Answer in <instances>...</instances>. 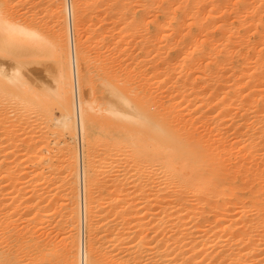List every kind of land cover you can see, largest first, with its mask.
<instances>
[{"label":"bare ground","instance_id":"1","mask_svg":"<svg viewBox=\"0 0 264 264\" xmlns=\"http://www.w3.org/2000/svg\"><path fill=\"white\" fill-rule=\"evenodd\" d=\"M43 1L32 2L41 8L46 7V2ZM25 2L0 0V53H5L6 58L12 62L10 67L6 64L7 59V62L2 59L0 61V264L80 262L77 254L79 209L76 210L74 206L68 213L64 210L66 199H71V204L74 198L78 200L79 197L77 176L79 158L82 155L79 156L78 147L65 141L61 150L66 156L60 163H55L44 151L49 146L47 129L43 128L32 113L39 101L41 103L44 100L51 108L59 110L57 122L73 134L76 127L79 131L82 128L80 106L83 104L88 128L95 129L96 111L100 107H96L84 91L86 72L83 68L86 56L81 51V41L80 45L78 43L76 54L78 41H75L73 18L78 22L77 25H80L79 19L85 17V12L90 9L93 11L91 7L98 8L101 3L107 6L106 15L108 13L109 17H117L114 21H119L122 17L168 19V22L156 24L158 28H154L158 30L150 35L151 40L146 43V52L155 53L153 58L147 60V69H159L164 62L162 53L171 49L177 54L168 60L164 69L167 78L161 83L164 84L167 79L171 83L176 79L170 86L178 92L176 97L182 96V99L191 104L201 103L197 108L208 106L209 110H214L218 107L225 113L234 109L237 112L239 109L242 114L239 118L238 112L232 116L234 119L230 117L234 120L230 126L227 125L229 121H225L227 118L222 120L219 115H211L207 119L211 123L210 133H203L195 127H189L185 122L173 123L160 110V116L147 120L149 129L144 134L136 131L134 134L128 132L126 136L120 135L121 140H130L139 146H145L147 141L144 139L152 136L156 142L151 141L148 144H151L152 148L153 143H158V146H153V157L161 156L166 175L158 179L141 176L143 174L138 167L134 168L133 174L128 177L113 176L109 175L110 173L106 175V170L103 171L100 167L89 169L94 175L87 178L85 188L88 198L89 240L86 238L84 226L81 264H101L100 260L94 257L99 252V239L105 240L111 235V220L106 218L107 222L105 219V213L109 210L106 208L113 209L115 215L114 218L110 216L113 218L112 245L121 252L120 254L125 253L122 256H127L126 262L130 259L133 261V258H138V263L139 259L143 261L153 258L156 264H196L193 259L197 250L192 243L211 233L216 238H224L212 241L214 243L210 245L206 244L209 246L206 248L213 251L214 263L264 264V0H75L74 10L70 9L74 68L64 1L52 0L50 10L45 9V12L43 8V13L48 11L53 16V20H50L53 22L48 21L51 25L45 21L43 24L37 23L35 19L39 18V15L30 18L27 14L23 21L15 19L14 12L10 13L11 8L14 9V6L18 7L22 3L23 7ZM30 4L33 5L29 2L27 6ZM94 13L97 12L93 11ZM45 17L41 19L45 20ZM189 18L192 19L191 28L196 26L201 32H206L205 39H197L194 43L192 30L191 33H182L183 24ZM229 19L238 21L241 30L233 29V38H229L233 40L232 44L228 39L221 43V46H224L218 51H223L222 54L227 60L233 53V56L240 57L241 61L239 60L238 65L236 59L232 67L225 63V69L229 66L227 71L230 72V67L232 68V75L228 73L233 76L232 81L228 75L232 83L225 81L221 86L219 83L212 84L211 93L205 94V88L211 86L206 83V78L211 76V73L208 74L207 69L199 66L188 51L191 46H197L196 50L204 56L207 45L210 44L211 50L218 48L219 43L216 44L217 47L213 46L214 43H208L209 37L214 36V30L206 26L212 21L217 25L216 21L222 23V20ZM228 22L218 24L223 34L226 33L225 27L230 26ZM185 24L187 26L188 22ZM235 25L237 24L234 23V28ZM173 40L177 42L173 43ZM28 53L54 57L52 63L56 68L53 82L42 84L38 78L35 79L38 74L25 68L29 62L23 57ZM181 53L186 55L183 54L182 57ZM132 66L125 62V68L122 70L127 74V79L122 80L118 75L119 84H116L117 88L114 86L118 90L111 96V104L108 107L116 114L121 113L131 118L133 113L129 109L134 101L135 82ZM196 66L201 70L200 73L194 68ZM43 74L45 76V73ZM153 78L156 76L153 75ZM212 79L217 82L216 78ZM181 81L183 83L180 85ZM199 82L203 83L202 90L199 89ZM178 104L181 105L180 101ZM74 108L78 115V126L75 123ZM11 109L15 112L12 113ZM207 112L204 111L203 115ZM229 132L234 136V139H230L234 141V147L241 146L240 153L237 151L239 154L233 153L235 149L231 151L233 145L230 144L231 150L227 148ZM232 135L230 136L233 137ZM231 154L240 155V159L237 158L232 165L228 163ZM101 174L104 175L101 177ZM94 193L110 196L111 200L107 204L98 205L92 200ZM70 204L68 203V206ZM67 209L66 207V211ZM194 210H198L199 215H193ZM102 211L105 212L104 223ZM108 216L109 214L106 217ZM201 220L207 224L195 229ZM48 227L56 232L66 229L63 233H67L64 237L67 240L66 247L62 249L60 244L53 242L56 239L54 236V240L50 238L53 230H48ZM158 228L168 231L167 239H161L165 244L163 248L159 242L151 241L153 237L150 238V229L156 231ZM101 231L104 233L101 234ZM40 233H48V236L43 239L44 235L41 236ZM187 233L191 235H186ZM196 234L198 238L194 236ZM211 235L209 237H212ZM66 240L63 241L66 243ZM87 242L90 244V256L85 253ZM221 243L230 247L222 248ZM138 251L140 253L136 257L134 254Z\"/></svg>","mask_w":264,"mask_h":264},{"label":"rangeland","instance_id":"2","mask_svg":"<svg viewBox=\"0 0 264 264\" xmlns=\"http://www.w3.org/2000/svg\"><path fill=\"white\" fill-rule=\"evenodd\" d=\"M24 1H26V2L24 3L25 5L23 7H22V5H23V3H22V4H19L21 7L18 5L19 8L17 6H14L15 10L13 9V7L11 8L10 13L14 12V18L15 19L17 18V20L20 19V21L21 20L23 21L26 19L27 14H29L30 18H33V16L39 15V18L36 17L37 19H35L36 22L39 24H41V23L43 24V21H45V23H47V24H49V22H53V21H50V20H53V16L51 15V13L49 12L50 15H49L48 11H47V13H45L46 12L45 9L48 10L49 7H52V5H53L52 0H47V1L44 0L43 1L44 3L46 2L45 5H46V7L48 6L47 8L43 6L44 4L41 5V6H43L41 8L39 5L37 7L33 2L34 1L38 2V0H30V1L24 0ZM28 1L31 2L33 5L30 4V6H27V5H29ZM39 1H41V0H39ZM63 1H64V4L66 5V11H67V16H68V23H67V29H68V34H69L68 41H69V46H70L71 54H72L71 55L72 67L74 68L75 60L73 58V48H72V41H71L72 39H71V26H70L71 25L70 9L72 8L74 10V8H75L74 1L75 0H63ZM34 5H35V8L39 9V10L37 9L38 11L35 8H33ZM15 7H17V8H15ZM95 7H91V8H93L94 9L93 11L97 12V13L93 14V11H91L92 9L89 8L90 10H87L85 12V14H86V15H84L85 17H81V19H79L80 25H77L78 22L73 18L75 41L76 42L78 41L77 43L75 42L77 45L76 54L78 53V51H77L78 50V43L80 45V41H81V51L86 56V62L84 64V68H83V71L86 72L85 73L86 74V82L84 83V81H83V84H85L84 87L86 89L84 91H86L85 94L88 95L89 99L92 100L93 104L96 107H100L96 111L95 129L90 130L88 128L87 115H86V111L84 110L83 104L80 106L82 128L79 131V129H77V127H76V130L73 131V134L70 132H67L64 129V127L61 125V123H58L59 121L57 122L56 117H58L60 115L59 110L51 108L48 104H46L44 102V100H42L41 103L39 101L38 106H35V108L33 109L34 111L32 113L33 117L36 118L37 121H39L42 124L43 128L47 129L46 132L48 134L49 146L47 147L48 149L46 148V149H44V151H45V154H48L51 156V158L55 161V163H60L63 160V158H65L64 156H66V155H64L65 153L61 150V146L63 145V143L65 141L72 143L73 145L78 147V150H80L79 156L82 155V157L79 158L80 161H79L78 176H77L78 187H79V195H78L79 197L77 196L78 200H77V198H76V200L74 198L73 199L74 201L72 200V202H74V203L71 202V204H70L71 199H69V200L66 199L67 202L69 201L68 203L70 205L68 206V203L66 202L67 206L65 205V210H64L66 213H68L71 210V208L74 206L76 207V210L79 209L78 210L79 212L77 211V215L79 216V217H77L79 220L78 221V223H79V225H78V249H77L78 258L80 260L79 264L82 263V259H83L82 241H83V234H84V226L86 227V230H85L86 238H87V240H89L88 215H87L88 198H87V193H86L85 188H86L87 178L89 176L94 177L93 173L91 171H89V169L100 167V168H102L103 171L106 170V171H104L106 175L110 173L109 175H113V176L117 175L120 177H124V176L128 177V176H131L133 174L132 172H134V168L138 167L139 169H141L140 173L143 174L141 176H150V177L158 179V178L164 177L166 175L164 172L163 165H162L163 162L161 161L162 160L161 156L158 155L156 157H153L154 147L158 146L157 145L158 143L155 144L152 142L153 143L152 145L154 146V147L152 146V148L150 147L151 144H148L151 141L156 142V140L153 139L152 136L150 138H148V136H146L148 138V139H144L145 141H147L146 145L144 144L145 146H143V145L139 146L138 143H137L138 144L137 145L136 143H132L130 140H124V141H123V139L121 140L119 138L120 135L126 136V134L128 132H132L134 134L136 131H141L144 134L149 129L147 124H146V123H148L147 120L151 119V118L153 119L156 116H160V114H159L160 110L173 123H177L178 121H179V124L182 122H185L186 124L189 125V127H192L193 129L195 127L198 131L203 132V133L204 132L210 133L211 123L207 119L211 115H219L222 120H225L226 118L229 119V120L226 119L225 121H227V122L229 121L227 123V125L230 126L231 122L234 121L233 117L236 115V113L238 112L237 113L238 118L241 117V114H242V111L239 109H237V112L234 109L235 113L233 110H232L233 112L230 111V113H228V112L225 113L222 111L221 108H218V107L215 108L214 110H209L208 106L197 108L201 103L196 102L194 104H191L188 102V100L182 99V96L176 97L175 94L178 92L176 90H172L170 88L171 84H174V81L176 79H173L174 81L172 80L173 83H172V81H171V83L168 82V79L164 82V84L161 83L164 78H167L166 70H164V69H165V66H166L168 60L171 57L176 56V54H177L174 51H172L171 49H166L162 53V56L164 57V62L160 66L159 69H156V68L155 69L149 68V70L147 69L148 68V65L146 64L147 60L153 58L155 56V53L148 54L146 52V43L150 42V40H151L150 35L155 34L156 33L155 30H158V29L154 28V27H157L156 24L168 22L169 21L168 19H165L164 17H122L121 20L114 21L113 19L114 18L117 19V17H109L108 13L106 15V12H108V9L106 8L107 7L106 4L104 6V4L101 3V6L99 4L98 8L97 7L95 8ZM43 8H44L45 14L43 13ZM25 9H26V11H25ZM96 9H98L99 11ZM34 10H35V12H34ZM49 10H50V8H49ZM103 10H105V11H103ZM24 11H25V13H24ZM19 12H21V13H19ZM33 13L34 14L37 13V14L33 15ZM20 14H22V15H20ZM31 14H32V16H31ZM102 14L105 15L106 17L102 16ZM17 15H18V17H17ZM42 15H44V16H42ZM47 15L52 19H50L49 17H47V18H49V19H47L45 17ZM97 15H98V17H97ZM43 17H45V20L41 19ZM103 19H104V21H103L104 23L101 21ZM228 21L222 20V23H221V21L215 22V24H217V23L219 24V22H220V24H223V22H226V23L228 22L230 24V26L225 27V30H226V33L224 32L225 34H223V32H222V30L218 24H217L218 26L214 25L213 21L211 22V24L213 23L212 25L211 24L209 25V23H210L209 22L208 26H206L209 29L214 30V36L212 35L209 37L208 43H211V44L214 43L213 44L214 47H217L216 44L219 43L220 46L218 48H215V50L214 49L211 50L210 44L209 45L206 44L207 45V52L205 53L204 56L200 51L196 50L197 46H191L189 51H188V53L190 55L194 56V59L196 60V62L198 63L199 66H202V68L207 69L206 72L208 74L211 73V76L208 75L206 78V80H207L206 83H210L211 86L208 88H205V92H206L205 94L211 93V90H212L211 87L213 86L212 84L219 83V85L221 86L222 84L225 83V81H228V83L231 80L233 81V76H231L233 71H232L231 67L235 65L234 63H235L236 59H237V64L238 63L240 64V61H241L240 57L237 58V56L236 57H235V55L233 56V53L230 54L231 56L229 55V59L227 60L225 58V56H223L224 54H222L223 51L220 52L222 46H224V45L221 46V43L226 42L230 37H231V39L233 38V35H231L232 32L234 33L233 29L235 30L238 28L237 30H241V27H240V24L238 21H234V19H229ZM187 22H188V24L190 22V25L187 24V26H186L185 23H187ZM191 22H192V19L190 20V18H189V20L184 22L182 33H187V32L191 33V30H192V32L194 34V43H196L197 39L199 41H201L202 39H205L207 36L206 32H204V31L201 32L196 26H193V28H191ZM231 23H233V24H231ZM234 23L237 24V25H235V28L233 26ZM51 24L52 23H50L49 25H51ZM226 28L227 29L229 28V30H227ZM157 34H158V32H157ZM226 34H228L230 36L229 37H228V35L225 36ZM159 36H161V35H159ZM70 41H71V43H70ZM230 41L231 40L229 39V42ZM172 42L176 43L177 40L176 41L173 40ZM232 42H233V40L230 42V44H232ZM198 43H201V42H198ZM213 46H212V48H213ZM238 47H240V46H238ZM218 49H220V50L218 51ZM183 54L186 55V53H183ZM183 54H182V57H184ZM27 57H29V58H27ZM178 57H179V59L181 58L180 55H178ZM1 59H2V61H4V60L6 61V59H7L5 56V53H3V52L0 53V61H1ZM23 59L27 60L29 62V63H27L28 66H25V68L27 67L29 69L28 71H31L32 73L35 72L36 75L38 74V76L41 75V77L35 76L36 77L35 79L38 78V81L40 83L46 84V83H51L54 81L53 73H54V70L56 68V66L53 65L54 57L37 56L34 53H32V54L30 53V55H29V53H28L26 56L23 57ZM7 61L8 62L10 61V62L8 63ZM7 61H6L7 62L6 64L11 67L12 66L11 60H9V58H8ZM38 61H39V63H38ZM40 62H41V64H40ZM125 62H129L131 65H133L132 67L135 68V69L131 68L133 71L132 75L134 74L133 82L135 81L133 83V85H134V94H133L134 101H133L132 107L129 109L130 112L133 113L132 118L129 117L128 115L124 116L121 113L116 114L115 112H112L108 108L109 104H111L110 103L111 102V96L115 92H117V90H118V89H116L117 88L116 84H119L120 77L122 80L127 79V74L122 70L125 68ZM30 63H32V64H30ZM225 63H227V65L231 66L230 72H229V70L228 71L226 70L229 66L225 69V67H224ZM36 64H38V65L34 66ZM47 64H48V66H47ZM49 65H50V67H49ZM206 65H208L209 67H206ZM46 66H47V68H49V70L46 68ZM36 68L38 70H36ZM194 68L197 69L199 71V73L201 72V70L199 68H197V66ZM41 71H43V73H45V76ZM31 72H30V74H32ZM228 73H230L231 75H229ZM153 75H155L156 78H153ZM228 75H229L230 79L232 78L231 80H229ZM123 77H125V78H123ZM147 78H149V80ZM212 78H216L217 82ZM139 81H140V83H139ZM232 81H231V83H232ZM181 83H183V82L181 81L179 84L181 85ZM179 84H177V86H179ZM199 85H200L199 89L202 90L203 83L199 82ZM74 88H76L75 89V92H76L77 87L75 86ZM79 90H80L79 92L82 91L81 88ZM48 96H50V95H48ZM48 98L49 97H46V99H48ZM239 99H241L240 96H239ZM107 101H109V102H107ZM178 101H180V103H181L180 106L178 104ZM75 108H76V106H75ZM75 108H74V110H75V114H74L75 115V123L78 126V115L76 114ZM162 108H164V109L162 110ZM12 110L13 109H11L12 113L15 112L14 110L13 111ZM204 111H208L206 113V115H203ZM181 112H182V114H181ZM125 117H129L130 119L129 118L126 119ZM139 117H142V118L139 119ZM230 117H232L233 119ZM177 118H180V120H182V121L178 120ZM231 133H232V130H231ZM231 133L229 132L230 135H232ZM229 134H228V136H229L228 137L229 147L227 146V148L230 149V147H231L230 144L233 145V142H234L230 139H232V138L234 139V136L232 135L233 137H231ZM134 144H135V146H134ZM147 144H148V146H147ZM232 147H231L232 150L230 149L232 152L235 149V152H233V153H236L238 150H239L238 152L240 153V150H241L240 145H238L236 148L234 147V145ZM238 152H237V154H239ZM157 154L158 153H156V155ZM237 154H231L232 155L231 158H233V160H231V158H230V160L228 161V163L230 165L234 164L236 162V160L240 159V157H239L240 155H237ZM234 155H237V156H234ZM95 157L100 158V160L98 161ZM0 175H1V172H0ZM103 175L104 174H101V177ZM92 200L96 201V203L98 205L99 204L104 205L105 203L107 204L109 202V200H111V198H110V196L97 195V193H94ZM75 201H78V202L75 203ZM66 207L68 208L67 211H66ZM106 209L107 210L109 209L108 212L105 213V212H103L105 210H103L101 215H103L105 213V219L107 218V219L111 220L109 222V225L111 228V230H109V231L111 232V235L108 238H105V240L99 239V242H98L99 252L97 253L99 255L96 254L94 258L99 259L101 264H121V263L122 264H130V263L131 264L132 263L133 264H145V261L147 264H156L154 262L155 260L153 258L152 259L149 258L150 260H148V258H146L143 261H140V259H139V263L137 260L138 258H133V261H131L132 259H130L128 262H126L127 256L126 255L122 256V254H125V253L120 254L121 252H119V250L116 249V247H113L114 245H112V244H114L113 235H112V230H113L112 229L113 228L112 220L115 217L114 210L110 209V208H106ZM110 210H113V211H110ZM107 214H109L108 217H106ZM193 215H196V216L199 215V211L194 210ZM110 216L113 218L111 219ZM101 217H102V221L104 223L105 222L104 221L105 220L104 215ZM107 219H106V221H107ZM96 220H94V221L97 223ZM206 224H207L206 222L201 220L198 222L199 226L195 227V229L199 228L200 226H201L200 228H202ZM51 227L50 228L48 227V230H53V228H51ZM65 230L66 229L61 230L60 232H58L59 230H57L58 233L56 232V230H53V232L57 233L55 235H57L58 237L53 235L54 234L53 232H51V233L49 232L50 238L52 237L51 238L52 240H54V238L56 239V241L54 240L53 242H55L56 245L60 244L59 247L62 249H63V247H66L65 245L67 244V240L64 239V237H65V235H67V233L63 234L64 232H66ZM190 231L191 230H189V232ZM45 232H48V231H45ZM101 232H102L101 234L104 233V231H101ZM155 233H157V235H155ZM166 233L168 234V231L165 232V231L161 230V228H158L156 231L150 229V238L153 237L151 241L153 243L159 242L160 246L163 248L165 246V244H164V242H162L161 239L162 238L167 239ZM40 234H41V236L44 235L43 239H46V237L48 236V233H46V234L40 233ZM186 235L190 236L191 234L187 233ZM210 235H211V233L205 235L206 238H203L205 236L200 237V240H198V241L196 240L197 241L196 243H192L194 245L195 250H197V255L195 254L196 256H194V259H193L196 261V264H216L217 263V262L214 263L213 253H212L213 251L212 250L209 251L210 248L207 249L209 246H206V244L208 245V243H209V245H210V243H214L212 241H216L218 239L221 240V238H223V236L216 238L213 235H211L212 237H209ZM53 236H54V238H53ZM194 236L196 238H198L197 234ZM213 238L214 239L216 238V239L214 240ZM106 239L107 240L110 239L112 241L108 240V241H110V242H108V241H106ZM63 240L64 241L66 240V243ZM222 240H224V238ZM62 244H64V245H62ZM89 245L90 244L87 242V248H86V252H85L87 254V256H90V252H91ZM221 246H222V248L227 247V245L223 246L222 243H221L220 247ZM229 247H230V245H228L227 248H229ZM205 248L207 249L208 252L206 251ZM199 249H201L202 252H200L201 250H199ZM139 253L140 252L138 251L135 254L134 253L133 254L137 257ZM121 259H122V262H121ZM178 262H180V261H178Z\"/></svg>","mask_w":264,"mask_h":264}]
</instances>
